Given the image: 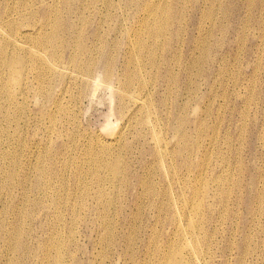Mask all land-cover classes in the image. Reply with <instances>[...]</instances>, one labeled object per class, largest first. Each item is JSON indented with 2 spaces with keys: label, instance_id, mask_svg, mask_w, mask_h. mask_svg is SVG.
<instances>
[{
  "label": "bare ground",
  "instance_id": "obj_1",
  "mask_svg": "<svg viewBox=\"0 0 264 264\" xmlns=\"http://www.w3.org/2000/svg\"><path fill=\"white\" fill-rule=\"evenodd\" d=\"M151 1L0 0V81L6 79L7 82L6 85L0 83V103L6 97L13 105L14 95L23 96L24 86L28 83L38 97L42 94L47 100L53 99L56 96L54 89L61 87L60 95L54 101L57 112L50 114L54 122L64 110L61 100L65 99L67 91L76 93L73 100H83L92 99L99 91L106 90L110 96L109 112L120 123L115 133L96 137L98 143L105 144L100 145L99 155L90 149L79 159L90 167L81 171L90 180L82 193L87 198L82 207L77 208V203L55 207V202L61 203L65 196L53 180L58 170L44 159L38 164L34 170L35 181L26 183L32 193L29 203L34 204L35 212L26 226H17L16 219L14 225L3 226L0 241L2 247L13 248L20 254L23 239H26L29 246H37L41 252L16 258L6 254L0 264H67L64 261L67 253L64 234L79 246L81 239H88L91 245L88 262L94 264L92 260L104 256L95 253V248L105 242L98 233L108 229L103 227L106 183H110L112 189L110 196L120 190L132 194L128 203L133 209L139 208L144 197L149 207L162 217L157 224L181 229L178 208L185 202L182 203L180 198L193 192L190 184L198 182L209 151L202 147L201 131L205 122L189 118L188 111L197 110L200 102L216 98L215 86L222 88V100L227 101L229 97L227 80L223 78L231 71L229 53L218 49L215 35L231 31L233 48L249 32L264 33V24L243 23L241 31L235 32L222 26L224 18L218 23L202 16L196 23V5L185 9L190 16L172 15L178 4L191 0H158L149 6ZM247 2L252 7L250 0ZM227 8L231 15L232 4ZM235 14L236 10L229 20H234ZM207 22H210L208 28L205 27ZM173 87L177 88L173 90ZM17 109L9 104L5 108L0 105V160L6 156L10 159L9 178L17 174V163L6 145L19 141L15 135L7 134L2 122L9 124V118ZM204 113L212 116L211 112ZM109 125H112L110 120L104 129L111 127ZM215 144L213 137L206 145L213 148ZM30 154L27 151L26 157ZM192 158H196L194 166ZM154 162H158L157 166ZM175 164L181 165L178 171ZM2 168L3 164L0 170ZM156 168L160 173H155ZM132 176L141 178L134 188L127 180ZM86 178L82 180L87 181ZM156 178L161 182L159 187L154 182ZM170 179L177 182L175 195L165 191ZM219 179L221 187L226 188L227 180ZM149 181H152L151 186ZM4 186L2 184L1 189ZM222 197L219 192L213 199ZM200 218L201 222L193 226V249L205 259L203 249L207 244L203 234L211 223L210 210L207 209V216L200 212ZM47 220L58 223L57 228L51 231ZM90 224H99L98 233ZM251 252L249 249L247 256ZM208 256L213 258L215 253L209 249ZM231 257L229 254L226 262ZM242 257L237 256L240 264L244 263ZM181 259L183 254L167 260L170 264H182ZM66 260L82 264L73 256Z\"/></svg>",
  "mask_w": 264,
  "mask_h": 264
},
{
  "label": "rangeland",
  "instance_id": "obj_2",
  "mask_svg": "<svg viewBox=\"0 0 264 264\" xmlns=\"http://www.w3.org/2000/svg\"><path fill=\"white\" fill-rule=\"evenodd\" d=\"M157 1L152 0L149 6ZM250 2L252 7L247 0H191L178 4L172 15L183 13L190 16L185 9L196 5V23L202 16L217 22L224 18L223 27L240 32L243 23L264 24V0ZM229 4H232V14L236 10L232 21L229 20V16H232L227 8ZM209 24L207 22L205 27L208 28ZM195 34L198 35L196 32ZM233 39L231 31L225 35H215V41L220 46L218 49L229 53L231 71L223 76L227 80V101L222 100V88L215 86L216 98L200 102L197 110L188 111L189 118L205 122L201 131L202 147L209 151L208 157L203 161L204 171L198 182L190 184L193 192L185 193L180 198L182 203L185 202L178 208L179 219H182L181 229L157 224V220H162V217L149 207L148 200L144 197L141 198L139 208L133 209L128 203L132 194H125L120 190L110 196L112 189L110 183H106L103 227L108 229L98 233L99 224H90L98 237L105 240L103 245L95 248V253H103L104 256H97L91 261L94 264H143L146 261H149L147 264H170L167 259L180 254H183L182 264H240L238 254L243 256L244 263L241 264H264V33L249 32L232 48ZM240 42L243 44L239 45ZM183 51L185 52L184 48ZM2 82L5 85L7 83L6 79L0 81ZM60 88H55L56 96L47 100L42 94L38 97L28 83L24 86L23 96L14 95L13 105L6 97L0 103L2 108L7 104L16 109L21 108L13 112L9 124L2 122L4 128H7V134L15 135L19 142L11 141L6 145L12 152L11 156L16 157L15 176H7L11 169L10 159L6 156L0 160V166L3 164L0 170V229L14 225L15 219L17 226L29 223L28 219L34 214L35 206L29 203L32 193L26 183L35 181L37 174L34 170L43 159L58 170L53 175V180L61 187L60 193L65 195L61 203L59 200L55 202V207L73 203H77V208L82 207L87 201L82 193L89 186L90 180L81 171L90 167L79 159L90 149L95 155H99L100 145L104 143H98L96 137H106L120 128V123L109 112L110 96L108 97L109 92L106 90L99 91L95 98L83 100H73L76 93L67 91L64 100L58 99L62 101L64 110L60 111V117L53 122L50 114L57 112L54 101L60 95ZM201 88L205 90L204 85ZM221 105L223 107L219 108ZM144 107L147 109L146 105ZM204 112H211L212 116H207ZM108 120L112 125L104 129ZM213 137L216 144L212 148L206 144ZM166 139L170 141L168 136ZM48 148L49 151L46 152ZM27 151L31 152L28 157ZM195 161L196 158L191 159L193 166ZM157 164L158 162H154L155 166ZM174 167L178 171L181 165L175 164ZM155 173L160 171L156 168ZM219 177L227 180L226 188L221 187ZM140 179L132 176L127 180L134 188ZM157 179L154 182L159 187L161 182ZM148 183L152 185V181ZM2 184H5L3 189ZM176 188L177 182L173 179L165 185L166 193L171 195L176 194ZM219 192L223 197L213 199ZM197 206L201 207L196 208ZM207 209L211 212V223L204 230L207 245L203 249L205 259H202L201 254L193 249V226L201 222L200 212L207 216ZM92 222L94 221L89 223ZM47 225L52 231L57 228L58 223L47 220ZM64 236L67 238L64 261L73 264V261L66 260L73 256L76 262L89 264L88 252H91V245L88 239H81L79 246L71 242L67 234ZM23 241L20 254L14 252L13 248L2 247L3 242L0 241V260L6 254L16 258L41 252L37 246H29L26 239ZM209 249L215 253L213 258L208 256ZM249 249L252 252L247 256ZM229 254L232 257L226 262Z\"/></svg>",
  "mask_w": 264,
  "mask_h": 264
}]
</instances>
